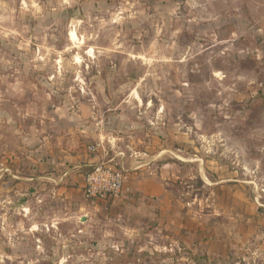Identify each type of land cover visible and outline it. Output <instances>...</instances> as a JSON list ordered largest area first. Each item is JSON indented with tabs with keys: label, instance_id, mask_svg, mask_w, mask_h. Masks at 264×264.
<instances>
[{
	"label": "rangeland",
	"instance_id": "374dc122",
	"mask_svg": "<svg viewBox=\"0 0 264 264\" xmlns=\"http://www.w3.org/2000/svg\"><path fill=\"white\" fill-rule=\"evenodd\" d=\"M213 11L216 27L202 20L186 35L147 18L130 26L147 12L124 0H0V102L19 78L26 101L36 90L45 102L44 116L46 101H66L89 116L95 107L105 130L113 117L138 119L183 172L171 217L147 222H83L63 202L9 192L0 178V264H264L262 239L219 255L195 235L197 215L207 235L215 224L224 234L230 222L218 214L241 211L226 191L231 177L264 214V2L219 0Z\"/></svg>",
	"mask_w": 264,
	"mask_h": 264
},
{
	"label": "crops",
	"instance_id": "0c3cea01",
	"mask_svg": "<svg viewBox=\"0 0 264 264\" xmlns=\"http://www.w3.org/2000/svg\"><path fill=\"white\" fill-rule=\"evenodd\" d=\"M124 1L139 13L147 12L142 19L131 21L130 26L137 28L141 27L145 18L151 20L153 26L180 27L186 35L188 29L197 27L202 20L208 21L211 26L216 27L217 24L218 15L213 9L219 0ZM197 12L201 15H198V22ZM208 15L209 18H205ZM260 27L264 29V25ZM20 81L19 78L12 80L9 87L12 91H8V98L0 102V178H3V188L9 192L19 189L24 195L32 193L39 202L49 198L51 205H58L61 201L71 207V213H80L78 218L88 223L96 216L108 221L129 219L147 222L155 216L169 217L174 212L173 188L179 183L183 172L178 162L165 160L164 154L169 151L164 146L154 144L156 138L164 141L160 134L156 131L149 133L148 130L152 131L150 127L143 131L141 121L131 120L124 115L113 117L110 131L105 130L100 115H94L95 107H92L93 114L89 116L90 108L79 104L75 111L66 101L59 104L46 101L47 115L44 116L42 104L45 102L33 97L36 94L34 89L32 98L26 101V87L23 84L19 87ZM14 91L17 99L12 95ZM59 110L63 113L60 114ZM138 131L143 132V140H132L131 135ZM100 140V150L91 153L89 147ZM101 164L117 169L124 167L129 172V179L121 196L92 202L83 192L84 177ZM226 181L230 183L226 191L234 199H239L233 202H241V211L230 206L218 214L224 215L230 222L224 234H219L220 230L216 229L219 225L215 224L213 231L207 235L203 215H197L195 232L197 242L202 244L201 250L219 255L231 253L235 248H250L244 247V244L251 238H256V241L262 239L264 244V230H250L252 221L264 225L263 212L259 207L251 206L247 193L241 188L243 181L239 183L233 177ZM248 210L251 211L248 213ZM247 213L252 215L248 220ZM235 241L241 246H235Z\"/></svg>",
	"mask_w": 264,
	"mask_h": 264
},
{
	"label": "built area",
	"instance_id": "2783aa9c",
	"mask_svg": "<svg viewBox=\"0 0 264 264\" xmlns=\"http://www.w3.org/2000/svg\"><path fill=\"white\" fill-rule=\"evenodd\" d=\"M101 146L102 141L100 140L91 145L89 151L97 153ZM128 179L129 172L124 167L117 169L108 164L97 165L85 175L83 192L85 197L92 202L117 198L123 193Z\"/></svg>",
	"mask_w": 264,
	"mask_h": 264
},
{
	"label": "bare ground",
	"instance_id": "6f19581e",
	"mask_svg": "<svg viewBox=\"0 0 264 264\" xmlns=\"http://www.w3.org/2000/svg\"><path fill=\"white\" fill-rule=\"evenodd\" d=\"M71 37H72V39H73L74 41H77V40H78V38H77V34H76L75 31L72 32ZM91 53H92V52H91Z\"/></svg>",
	"mask_w": 264,
	"mask_h": 264
},
{
	"label": "flooded vegetation",
	"instance_id": "af4514ba",
	"mask_svg": "<svg viewBox=\"0 0 264 264\" xmlns=\"http://www.w3.org/2000/svg\"><path fill=\"white\" fill-rule=\"evenodd\" d=\"M64 17L67 18L68 16H67V15H64ZM73 31H74V30H72V31L70 32V34H69V35H70V38H71L72 41H73V39H72V37H71V34H72ZM75 32H76V31H75ZM76 34H77V32H76ZM77 38L79 39L78 35H77Z\"/></svg>",
	"mask_w": 264,
	"mask_h": 264
},
{
	"label": "water",
	"instance_id": "95a60500",
	"mask_svg": "<svg viewBox=\"0 0 264 264\" xmlns=\"http://www.w3.org/2000/svg\"><path fill=\"white\" fill-rule=\"evenodd\" d=\"M115 124H116V123H115ZM115 124H114V128H116ZM83 221H85V219H83Z\"/></svg>",
	"mask_w": 264,
	"mask_h": 264
}]
</instances>
